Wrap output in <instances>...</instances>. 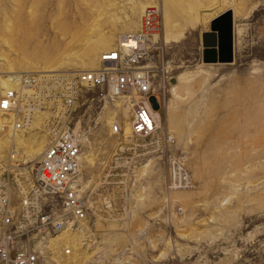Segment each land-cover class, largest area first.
<instances>
[{
    "label": "rangeland",
    "instance_id": "obj_1",
    "mask_svg": "<svg viewBox=\"0 0 264 264\" xmlns=\"http://www.w3.org/2000/svg\"><path fill=\"white\" fill-rule=\"evenodd\" d=\"M151 4L161 11L163 49L147 63L156 80L164 75L160 120L174 141L147 157L120 155L129 105L78 104L90 215L74 233L39 236L41 255L45 264H264V0H0V79L10 70L95 68ZM227 9L233 60L204 62L201 33ZM105 35L108 47L98 42ZM179 75L184 100L173 95ZM173 155L184 157L194 187L165 186Z\"/></svg>",
    "mask_w": 264,
    "mask_h": 264
},
{
    "label": "built area",
    "instance_id": "obj_2",
    "mask_svg": "<svg viewBox=\"0 0 264 264\" xmlns=\"http://www.w3.org/2000/svg\"><path fill=\"white\" fill-rule=\"evenodd\" d=\"M134 30L120 32L116 43L98 54L95 68L17 70L0 84V264H45L39 236L74 233L84 226L90 208L80 188L83 139L74 115L78 104L129 105V131L118 153L147 157L172 143L161 126L168 88L164 75L148 64L159 45L161 11L147 5ZM112 132L120 130L116 120ZM124 133V132H123ZM23 141L45 140L37 157L24 153ZM183 156L173 155L165 186L194 187ZM71 246L64 249L70 253Z\"/></svg>",
    "mask_w": 264,
    "mask_h": 264
},
{
    "label": "water",
    "instance_id": "obj_3",
    "mask_svg": "<svg viewBox=\"0 0 264 264\" xmlns=\"http://www.w3.org/2000/svg\"><path fill=\"white\" fill-rule=\"evenodd\" d=\"M210 29L201 33L202 60L204 62H231L232 46V11L227 9L210 18Z\"/></svg>",
    "mask_w": 264,
    "mask_h": 264
},
{
    "label": "bare ground",
    "instance_id": "obj_4",
    "mask_svg": "<svg viewBox=\"0 0 264 264\" xmlns=\"http://www.w3.org/2000/svg\"><path fill=\"white\" fill-rule=\"evenodd\" d=\"M133 3V5H134V1L132 2ZM145 5H141V8H142V11L144 10V8L147 6H145ZM190 8H189V12L186 14V16L190 19V21L192 22L193 20H195L196 18H195V9H194V6H193V4H191V6H189ZM114 16V15H113ZM112 16V17H113ZM232 16H233V11H232ZM170 38H172L171 36H170V33H167V34H165L164 35V39H166V40H169ZM110 41H111V37L110 36H108V35H105V36H103L101 39H99L98 40V42H99V44L100 45H102V46H106V47H108L109 45H110ZM109 48V47H108ZM107 48V49H108ZM86 59H88V60H91L90 58H86ZM53 69V68H52ZM51 68H39V70H46V71H51L52 70ZM39 70H37V71H39ZM53 70H55V69H53ZM11 71V70H10ZM9 71V72H10ZM5 73H8V72H5ZM6 75V74H5ZM5 78H1L0 79V84L1 85H3V86H6L7 84H8V82H7V80H6V76H4ZM182 78H183V76L182 75H179L178 76V78H177V82H176V85H174L173 86V95H174V97L177 99H180V100H184L185 98L180 94V93H178L177 92V86L179 85V83L181 82V80H182ZM120 105H121V103H120ZM161 121V120H160ZM109 123L111 124V127H112V129H113V125L115 124V121L112 119V118H110V120H109ZM128 124H125V133H127L128 131H129V122H127ZM161 125H162V122H161ZM10 138V134H8L7 135V138H5L3 141H1L0 142V147L2 148L4 145H3V143H6L7 141H8V139ZM15 139H16V141L20 144V145H22L23 146V149H24V153L25 154H28V156H31L32 154H36V155H39L40 154V152H41V149H42V147H43V145H44V143H45V140H43V139H41V141H36V140H33V139H28V140H25V141H23V140H21V139H17V137H15ZM88 157V156H87ZM82 159H83V157H82ZM92 158H89L88 157V160H91ZM84 160V159H83ZM146 165H148V163L146 164ZM145 165V166H146ZM80 187H81V185H80ZM81 190H83V186H82V188H81ZM55 238H48V244L52 241V240H54ZM39 241L37 242V246L39 247V245L40 246H44L43 244V241H41L40 239H38ZM70 240H67L66 242L67 243H71V241L69 242ZM39 243V244H38ZM74 245H76V244H74ZM47 246V245H46Z\"/></svg>",
    "mask_w": 264,
    "mask_h": 264
}]
</instances>
